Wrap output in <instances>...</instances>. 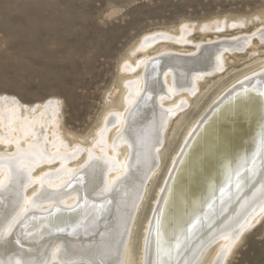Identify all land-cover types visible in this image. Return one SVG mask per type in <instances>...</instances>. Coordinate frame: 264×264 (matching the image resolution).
<instances>
[{
	"label": "bare ground",
	"instance_id": "1",
	"mask_svg": "<svg viewBox=\"0 0 264 264\" xmlns=\"http://www.w3.org/2000/svg\"><path fill=\"white\" fill-rule=\"evenodd\" d=\"M189 33L186 27L177 36L154 33L136 49L183 45ZM250 39L199 44L189 54L163 50L125 64L124 71L139 68L141 75L124 84L122 112L103 119L88 147L66 144L56 108L34 117L16 106L0 108V145L13 147L0 151V264H125L134 217L174 107L185 104L204 77L222 71L226 52L243 50ZM166 56L172 59L154 63ZM181 88L187 97L164 107ZM213 104L188 134L159 192L141 264H200L216 242L222 250L214 264H223L264 212V68ZM82 154L81 164L72 166ZM33 186L36 193L27 195Z\"/></svg>",
	"mask_w": 264,
	"mask_h": 264
},
{
	"label": "rangeland",
	"instance_id": "2",
	"mask_svg": "<svg viewBox=\"0 0 264 264\" xmlns=\"http://www.w3.org/2000/svg\"><path fill=\"white\" fill-rule=\"evenodd\" d=\"M182 27L190 31L183 45L164 42L146 52L136 49L146 36H177ZM262 33L264 0H0V108L16 106L30 117L56 108L66 144L88 147L103 119L122 112L124 84L141 75L139 68L124 71L125 64L136 65L163 50L189 54L199 44L251 36L249 47L226 52L222 71L204 77L196 93L173 109L126 248L125 264H141L147 224L180 148L227 89L264 68ZM186 97L181 88L170 99L161 98L168 107ZM12 148L0 145V151ZM83 156L71 165H80ZM55 167L38 168L34 176ZM36 191L33 186L26 194ZM221 250L222 244L214 243L200 264H214ZM223 264H264V212Z\"/></svg>",
	"mask_w": 264,
	"mask_h": 264
},
{
	"label": "water",
	"instance_id": "3",
	"mask_svg": "<svg viewBox=\"0 0 264 264\" xmlns=\"http://www.w3.org/2000/svg\"><path fill=\"white\" fill-rule=\"evenodd\" d=\"M219 47V46H218ZM204 49H209V48H204ZM161 58H159V59H156V62H154V63H157L158 61H165V60H167V59H172L171 58V56H166L165 58H162L161 60H160ZM158 60V61H157ZM183 61H189V62H192L189 58H184L183 59ZM207 68H209V67H207ZM156 76H158V75H156ZM240 85V84H239ZM236 87H238V86H236ZM214 105V104H213ZM216 105L217 104H215L214 106H211V108L209 109V111L207 112V114L206 115H209L210 113H212L211 111L213 110L214 111V107H216ZM219 105V104H218ZM214 108V109H213ZM205 118H206V116H205ZM67 217H69V216H67Z\"/></svg>",
	"mask_w": 264,
	"mask_h": 264
}]
</instances>
